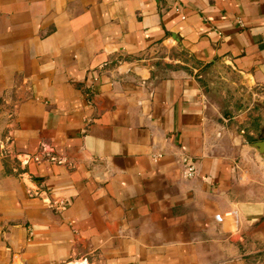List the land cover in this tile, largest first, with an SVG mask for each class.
Returning <instances> with one entry per match:
<instances>
[{"label": "crops", "instance_id": "crops-1", "mask_svg": "<svg viewBox=\"0 0 264 264\" xmlns=\"http://www.w3.org/2000/svg\"><path fill=\"white\" fill-rule=\"evenodd\" d=\"M204 77L264 103V0H0V264H264Z\"/></svg>", "mask_w": 264, "mask_h": 264}, {"label": "rangeland", "instance_id": "rangeland-1", "mask_svg": "<svg viewBox=\"0 0 264 264\" xmlns=\"http://www.w3.org/2000/svg\"><path fill=\"white\" fill-rule=\"evenodd\" d=\"M202 82L205 91L218 107L216 122L222 123L223 119H227L226 124L235 140H238L239 136L244 139L251 137L249 132L253 130L256 131L253 137L264 139V103H257L252 97H245V93H239L238 90L242 87L236 89L220 77L215 78L214 83H209L204 77ZM236 114L239 119L233 120ZM243 144L245 146L246 141Z\"/></svg>", "mask_w": 264, "mask_h": 264}, {"label": "built area", "instance_id": "built-area-1", "mask_svg": "<svg viewBox=\"0 0 264 264\" xmlns=\"http://www.w3.org/2000/svg\"><path fill=\"white\" fill-rule=\"evenodd\" d=\"M238 23L241 25L242 21L239 20ZM181 164H182V176L185 179H193L198 174V167L195 160H193L190 157L183 156L181 158ZM67 204L65 202H60L59 208L62 210L66 209ZM14 260V259H13Z\"/></svg>", "mask_w": 264, "mask_h": 264}, {"label": "water", "instance_id": "water-1", "mask_svg": "<svg viewBox=\"0 0 264 264\" xmlns=\"http://www.w3.org/2000/svg\"><path fill=\"white\" fill-rule=\"evenodd\" d=\"M248 148L255 150L256 154L262 159V162L264 164V141L249 144Z\"/></svg>", "mask_w": 264, "mask_h": 264}, {"label": "trees", "instance_id": "trees-1", "mask_svg": "<svg viewBox=\"0 0 264 264\" xmlns=\"http://www.w3.org/2000/svg\"><path fill=\"white\" fill-rule=\"evenodd\" d=\"M257 139H254V138H252V137H249V141L250 142H255Z\"/></svg>", "mask_w": 264, "mask_h": 264}]
</instances>
